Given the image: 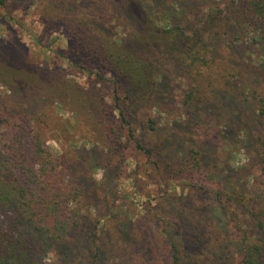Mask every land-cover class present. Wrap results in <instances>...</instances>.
Returning a JSON list of instances; mask_svg holds the SVG:
<instances>
[{"label": "rangeland", "instance_id": "374dc122", "mask_svg": "<svg viewBox=\"0 0 264 264\" xmlns=\"http://www.w3.org/2000/svg\"><path fill=\"white\" fill-rule=\"evenodd\" d=\"M116 1L120 0H6V7L0 8V71L4 72L8 60L29 69L32 81L22 85L32 99H26L29 107L20 103L24 98L23 88L17 87L20 82L1 76L0 119L10 109H24V115L40 112L49 98L48 88L63 79L65 85L95 91L112 106L109 108L113 111L106 116L108 122L119 124V110H123L136 138L155 153V158L147 159L137 151L126 127L120 129L119 136H110L118 143L115 148H97L92 134L75 127L70 106L53 105V119L60 130L51 136L56 140L47 145L58 154L67 146L89 150L88 155H83L88 163L86 176L98 186L97 209L109 213L99 223L96 216L88 221L86 234L97 225L94 238L77 239L65 255L52 254L53 261L170 264V236L180 245L184 259L210 264L212 257L208 262L202 259L213 255L216 247L212 243L218 238V231L230 232L227 214L233 209L224 195H215L216 189L225 193L237 187L246 189L247 195L264 207V174L254 159L258 150L264 152V126L246 100L249 88L264 87V44L240 46L238 53L244 65L257 68L252 69L256 74L249 76L243 67L237 82L226 75L234 65L233 52L227 44L210 51L209 56L217 58L214 66L189 72L171 55H164L153 68V74L160 76L155 87L157 95L133 96L125 77L104 64L98 57L100 53H89L81 47L76 36L88 26L92 27L89 33L115 43L129 37L137 22L133 16L127 22L121 20ZM141 1L152 5L151 0ZM156 2L153 21L157 27L167 28L169 22L197 25L203 17L195 16L196 13L225 0H190L189 6L184 3L185 6L176 7L169 19L165 18L167 9L160 8L169 0ZM85 19L90 21L88 25ZM98 72L103 78L97 76ZM115 89L120 97L119 107L114 103ZM194 89L197 91L192 108V100L185 104V99ZM148 117L156 120L154 133L145 127ZM190 148L200 151L203 168L189 175L193 177L188 178L190 182L171 184L173 178L156 169L154 162H173L184 157ZM191 182L206 191L193 188L188 184ZM231 238L234 239L232 232ZM236 245V241L230 245L233 251H238ZM95 253L99 254L97 260ZM68 259L74 261L69 263Z\"/></svg>", "mask_w": 264, "mask_h": 264}, {"label": "trees", "instance_id": "16d2710c", "mask_svg": "<svg viewBox=\"0 0 264 264\" xmlns=\"http://www.w3.org/2000/svg\"><path fill=\"white\" fill-rule=\"evenodd\" d=\"M189 1L169 0L165 6L159 7L167 9L165 18L169 19L176 7L181 8L185 6L184 3L189 6ZM151 2L152 5L141 0L116 1L121 20L127 22L133 16L137 22L126 39H118L115 43L114 40L100 38L89 33L92 27L88 26L82 34L76 35L81 47L89 53H100L98 57L104 64L125 77L132 87L130 95H157L155 87L160 83V76L159 73L153 74V68L162 56L171 55L173 61L181 63L189 72L199 67L214 66L217 58L209 56L210 51H216L225 44L233 52L234 59L233 71L226 75L231 81H240V72L246 66L238 53L240 46L249 44L260 47L264 44V0H225V3L207 5L203 11L195 14L203 17L199 24L172 25L169 22L167 28L156 26L152 12L158 5L156 0ZM5 7L6 0H0V8ZM84 22L88 25L90 21L85 19ZM245 68L249 76L256 74L252 71L257 68L256 65ZM96 74L103 78L99 72ZM30 75L29 69L10 60L4 66V72L0 71V77L20 82L21 86L17 85L19 89L23 88L22 84L32 81ZM222 77L226 78L224 75ZM41 89L39 86L38 90ZM22 91L24 98L20 103L26 104V99H32L31 93L28 94L24 88ZM48 91L49 98L43 110L38 109L40 112L24 115L21 105L22 111L10 109L8 112L11 114L7 112L0 119V264H60L50 258L52 254L65 255L69 245L77 239L94 238L97 225L89 231L90 234H86L88 221L96 216L99 223L109 216L108 212L102 213L97 209L98 186L87 178L88 163L83 155H88L89 150L67 146L58 154L47 145L48 141L56 140L51 136L60 130L59 123L56 124L53 119L54 104L70 106L75 115V127L84 134H92L97 148L101 145L106 151L115 148L118 143L110 136H119L120 129L126 127L135 149L147 159L155 158L153 150L136 138L123 110H119V124L108 122L106 116L113 111L109 108L112 106L104 103L95 91L65 85L63 79L58 80L57 85H51ZM196 91H190L185 99V104L192 100L190 107L195 103L193 95ZM246 100L253 105L256 116L264 126V87L249 88ZM119 102L120 97L115 89L114 103L117 107ZM26 106L29 107L30 103ZM146 119L145 127L154 133L157 130L156 120L152 117ZM254 159L258 161L260 173L264 174V152L258 150ZM165 161H155L154 166L173 178L171 184L175 181L190 182L188 178L193 177L189 175L197 174L203 168L200 151L195 148H190L184 157L173 162ZM188 184L206 191L205 187H196L192 182ZM248 192L240 187L226 193L216 189L215 195H224L233 208L227 214L230 232L216 233L218 238L212 243L216 247L213 255L201 258L203 262H208L212 257L210 264H264V207L248 196ZM174 225L177 227V223ZM235 241L238 242V251H233L230 246ZM168 244L170 264H197L194 263L196 260L181 256L180 245L170 236Z\"/></svg>", "mask_w": 264, "mask_h": 264}]
</instances>
